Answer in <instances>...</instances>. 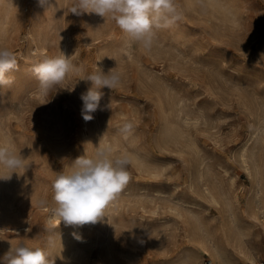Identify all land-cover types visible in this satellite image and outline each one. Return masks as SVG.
I'll list each match as a JSON object with an SVG mask.
<instances>
[{
	"label": "rangeland",
	"instance_id": "1",
	"mask_svg": "<svg viewBox=\"0 0 264 264\" xmlns=\"http://www.w3.org/2000/svg\"><path fill=\"white\" fill-rule=\"evenodd\" d=\"M74 3L0 0V47L18 59L14 83L0 86V139L25 164L0 180V257L22 242L54 264H190L196 234L207 230L225 244L224 264H264V0H174L176 18L155 29L150 49L111 18L71 13ZM30 29L42 54L31 50ZM65 44L80 71L41 96L30 69ZM96 66L115 68L120 83L96 89L100 107L85 130L80 96L93 84L80 78ZM126 123L134 126L127 138ZM254 133L251 177L240 155ZM98 147L128 157V183L102 220L61 221L52 232L41 201L55 207L56 174ZM24 224L28 232L14 231ZM56 243L62 250L51 256ZM200 256L195 264H221Z\"/></svg>",
	"mask_w": 264,
	"mask_h": 264
},
{
	"label": "clouds",
	"instance_id": "2",
	"mask_svg": "<svg viewBox=\"0 0 264 264\" xmlns=\"http://www.w3.org/2000/svg\"><path fill=\"white\" fill-rule=\"evenodd\" d=\"M38 2L41 6L47 4V0ZM71 13L78 16L95 13L104 19L111 18L129 41L150 49L155 29L167 26L176 18V7L174 0H75ZM17 66L15 52L0 47V86L11 87L15 78L9 73ZM114 69L105 73L96 66L94 72L80 78L93 84V88L80 96L81 115L85 121L92 120V113L100 107L102 93L96 89H113L119 85L120 75ZM30 71L38 80V94L47 97L69 73H79L80 69L60 51L58 56L45 57L35 63ZM133 127L132 123L124 124L121 131L125 138L132 134ZM128 164L127 156L114 157L112 150L106 147H98L92 156L77 157L67 171L58 172L54 177L52 199L55 207H48L47 200H42L41 206L50 212L57 225L61 221L67 225L94 224L106 217V208L128 183ZM24 168L21 153L15 152L10 143L0 141V180H11L14 173L19 175L18 170ZM0 264H54V260L48 258L42 247L18 242L0 257Z\"/></svg>",
	"mask_w": 264,
	"mask_h": 264
},
{
	"label": "bare ground",
	"instance_id": "3",
	"mask_svg": "<svg viewBox=\"0 0 264 264\" xmlns=\"http://www.w3.org/2000/svg\"><path fill=\"white\" fill-rule=\"evenodd\" d=\"M36 30V29H35ZM37 32V31H36ZM38 36L39 34L37 35V33H35V31L33 29H30L29 30V37H30V40H31V43H32V49L34 52L38 53V54H42L43 50L40 46V43H39V39H38ZM41 41V40H40ZM62 47V46H61ZM66 57H69V50H68V46L65 44L63 45V49L61 48L60 50ZM32 52V51H31ZM35 53V54H36ZM85 126L87 129L85 130H90L89 127H90V121H85ZM89 132V131H88ZM256 132V131H255ZM258 135V133H254L251 135V137L249 138V140L244 144L243 148H242V153L240 155V161H241V164H242V167L248 172V174L253 177L255 172L257 173L258 171V167H257V164H253L254 160L251 159L250 155H249V150H250V146L254 140V138ZM102 136V135H101ZM262 136L264 137V131L262 132ZM264 139V138H263ZM6 140V139H5ZM0 141H3L0 139ZM7 141V140H6ZM12 179V178H11ZM200 179L204 182L205 180V176H204V173H200ZM5 181V180H4ZM7 182V181H5ZM11 182V180H10ZM4 186L5 184H1V186ZM8 184L6 183V186ZM11 186V185H10ZM7 188V187H6ZM10 190V188H8ZM203 191V189H202ZM204 193V191H203ZM206 193L207 195L210 197L211 201L213 203H215L216 205H220L221 206V203H222V198L221 196L213 189V188H210L209 186H207L206 188ZM261 194V193H260ZM258 204L261 205L259 207V210L261 208H264V197L259 199L258 200ZM246 206H247V202H246ZM256 209V208H255ZM1 212H2V209H0ZM264 210V209H263ZM4 212V211H3ZM7 212V211H6ZM14 212V211H13ZM5 213V212H4ZM7 213H10L9 211ZM5 213L4 215L6 216ZM11 214V213H10ZM10 217V216H9ZM15 217V216H14ZM19 217V216H17ZM17 219V218H16ZM15 220V219H14ZM8 221V220H6ZM5 221V222H6ZM49 225L51 226V231L52 232H55V230L57 229L59 225H57V221L53 218H51V214L49 215V219L47 220ZM6 224V223H5ZM15 224V222H14ZM21 226V225H20ZM15 227L13 228L15 232H17L18 234H22L24 232H28L29 231V225H26L25 224L23 226L26 227V229H23L21 230L22 227ZM24 227V228H25ZM5 228L3 227V230ZM2 229H0L1 231ZM6 231V230H5ZM234 231V229L232 228L231 229V233ZM3 232V231H2ZM57 232V231H56ZM16 233V234H17ZM27 234V233H26ZM25 234V235H26ZM2 235V234H1ZM23 236V235H22ZM218 238V237H217ZM221 241V240H219ZM223 242V241H221ZM229 243V242H228ZM64 249V248H63ZM62 248L60 246L57 245V243L53 246H51V256H53L56 252L58 254V251H61ZM49 252V251H48ZM87 252V251H86ZM206 254V255H211L214 259H216L218 262H221V264H224V257L226 256V249H225V244L224 243H220V242H216L215 239H214V236L212 235V233H210L209 231L207 230H200L197 232L196 234V237L193 241V246L191 247V251H190V254L191 257L188 258V262L190 264H195L194 263V260L195 259H198L200 258L201 254ZM78 254V253H77ZM47 255V254H46ZM51 258V257H50ZM215 260V261H216ZM187 262V263H188Z\"/></svg>",
	"mask_w": 264,
	"mask_h": 264
}]
</instances>
